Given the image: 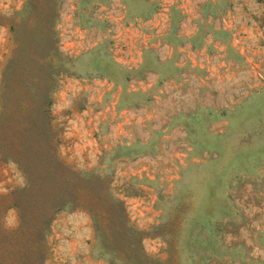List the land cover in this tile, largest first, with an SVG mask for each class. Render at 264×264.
<instances>
[{"label": "rangeland", "instance_id": "374dc122", "mask_svg": "<svg viewBox=\"0 0 264 264\" xmlns=\"http://www.w3.org/2000/svg\"><path fill=\"white\" fill-rule=\"evenodd\" d=\"M0 264H264V0H0Z\"/></svg>", "mask_w": 264, "mask_h": 264}]
</instances>
